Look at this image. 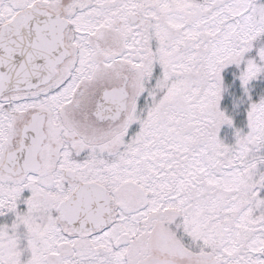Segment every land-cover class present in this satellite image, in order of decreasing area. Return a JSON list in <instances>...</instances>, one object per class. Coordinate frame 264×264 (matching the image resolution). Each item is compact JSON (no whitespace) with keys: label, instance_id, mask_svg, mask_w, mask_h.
<instances>
[{"label":"snow or ice","instance_id":"6c2138e0","mask_svg":"<svg viewBox=\"0 0 264 264\" xmlns=\"http://www.w3.org/2000/svg\"><path fill=\"white\" fill-rule=\"evenodd\" d=\"M0 264H264V0H0Z\"/></svg>","mask_w":264,"mask_h":264}]
</instances>
